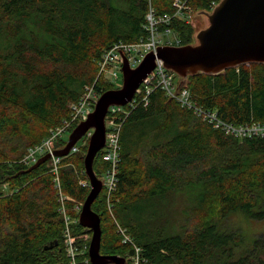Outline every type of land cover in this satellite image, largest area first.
Masks as SVG:
<instances>
[{
  "label": "trees",
  "instance_id": "1",
  "mask_svg": "<svg viewBox=\"0 0 264 264\" xmlns=\"http://www.w3.org/2000/svg\"><path fill=\"white\" fill-rule=\"evenodd\" d=\"M212 1L191 4L205 13ZM173 2L152 0L161 14L173 12ZM148 8L149 0H0V264H70L51 167L46 162L29 171L21 160L70 118L71 105L97 79L102 52L140 40ZM174 28L183 46L192 45V25ZM187 85L201 106L226 122H264L262 64L189 75ZM102 86L104 92L115 89ZM121 146L111 210L104 193L92 207L101 217L102 255L132 253L120 225L146 264H264V234L249 241L225 226L234 213L264 221V138L229 137L157 90L147 107L130 110ZM108 166L101 151L96 174ZM60 176L63 193L84 202L90 192L81 185L84 156L63 158ZM187 189L196 193L178 220L168 205ZM75 230L91 234L79 223ZM56 240L57 247L44 250ZM76 244L88 247L89 241Z\"/></svg>",
  "mask_w": 264,
  "mask_h": 264
},
{
  "label": "built area",
  "instance_id": "2",
  "mask_svg": "<svg viewBox=\"0 0 264 264\" xmlns=\"http://www.w3.org/2000/svg\"><path fill=\"white\" fill-rule=\"evenodd\" d=\"M221 1L213 0L209 12H213ZM191 2L192 0H174L173 12L161 14L154 7L152 0H149V8L145 16V23L143 24L144 35L136 43L120 41L102 52L97 62V79L92 85L86 86L80 100L71 105L70 118L64 120L61 125L52 128L49 131V135L41 143L30 147L21 160V163L26 167H32L42 157L52 154L53 166L51 167V174L54 176V182L59 192L60 207L58 212L65 222V253L70 264H91L89 256H86L87 253L89 254V247H78L76 239L71 233L73 224L79 222V218L77 217H80L84 203L77 202L63 193L60 176L63 158L53 155V151H55L53 147L57 143L64 141L65 135L68 131L72 130L74 125H78L88 119V116L94 111L97 102L104 93V86L102 85L107 84L115 87L119 82H123V56L127 59L130 67L135 69L152 51L156 54L158 47L183 46L174 27L179 22L191 24L194 21L197 10L193 8ZM171 35H177V38L171 40L169 38ZM119 51L122 52L123 56ZM157 90L163 91L168 100L176 102L183 109L192 111L203 122L211 125L216 130H220L229 137L241 140L264 138V122L253 121L247 124L235 125L224 121L219 116L217 110L204 108L196 101L187 85V78H182L174 71L166 68L164 62L157 59L154 70L143 81L136 91L133 100L124 107H110L106 117V143L102 151L103 160L109 166L101 176H97L102 181L103 188L101 193L106 195L110 210L111 199L116 193L119 184V166L122 151L121 131L123 124L128 118L130 110L138 106L147 107L151 95ZM92 133L91 131L86 135L89 137V140ZM78 152L79 148L76 145L70 155L77 154ZM84 175L86 179L81 181V185L89 187L91 190V184L85 170ZM7 189L8 185L5 184L4 190ZM68 202L73 203V207L68 208ZM117 227L123 243L130 245L132 248V253L126 258V264H146L147 260L143 255L142 249L134 243L128 231L120 225Z\"/></svg>",
  "mask_w": 264,
  "mask_h": 264
},
{
  "label": "water",
  "instance_id": "3",
  "mask_svg": "<svg viewBox=\"0 0 264 264\" xmlns=\"http://www.w3.org/2000/svg\"><path fill=\"white\" fill-rule=\"evenodd\" d=\"M201 14L207 16L209 27L198 33L197 45L158 47L156 54L152 51L135 69L119 51L124 58L122 87L104 92L88 119L73 130L66 146L53 151L55 157H68L77 143L93 132L84 157V170L91 190L79 217V224L92 235L89 246L91 264H126L124 257L101 254V217L92 208L103 188L94 163L105 147L109 108L124 107L133 100L136 91L154 70L157 59L182 78L198 73L217 75L242 65H264V0H222L212 13ZM51 158L52 154H47L28 170L37 169ZM58 245L57 240L50 242L44 250H53Z\"/></svg>",
  "mask_w": 264,
  "mask_h": 264
},
{
  "label": "rangeland",
  "instance_id": "4",
  "mask_svg": "<svg viewBox=\"0 0 264 264\" xmlns=\"http://www.w3.org/2000/svg\"><path fill=\"white\" fill-rule=\"evenodd\" d=\"M205 13L210 14L212 12L207 11ZM189 25H192L194 28V33L192 36V42L191 43H192V45H197L198 44L197 35L200 31L209 27V20H208L207 16H205L204 14H201L200 11H197L195 13V16H194V21ZM169 38L171 40H175L177 38V35H171ZM122 84H123L122 81L119 82V84L117 86H115V89L122 87ZM73 130L68 131V133L64 137L63 142H68L69 137H70L71 133L73 132ZM89 141H90L89 137L85 136L83 139H81L77 143V147L79 148V152L77 154H79V156L85 157L86 152H87V150L85 151V147L87 146V149H88ZM60 148H61V146L60 147H58V146L53 147L54 150L60 149ZM47 163H48L49 167H52L53 166V159H50ZM190 193H196V190H190V189L188 190L187 189L186 191L183 192V194H181V193L176 194L174 199H172L171 203H169V205H168L169 209H173L175 215L178 217V220H182L184 218L182 213H183V211H185V206H186L188 196ZM77 218H79V217H77ZM78 223L73 224L74 228L71 230L73 237H75V239H77V240L78 239L79 240L84 239L85 241H89V246H90V241H91L92 235L91 234H89V235H85V234L77 235L80 231V230L79 231L75 230V227L77 226ZM225 226L227 229H238V230H240L242 232V234L245 235V237H247V239L249 241H252L253 239L257 238L258 236L264 234V221H255L253 219L247 218L246 216H244L241 213L232 214V216H230L229 219L226 221ZM63 246L65 247V239L64 238H63Z\"/></svg>",
  "mask_w": 264,
  "mask_h": 264
},
{
  "label": "bare ground",
  "instance_id": "5",
  "mask_svg": "<svg viewBox=\"0 0 264 264\" xmlns=\"http://www.w3.org/2000/svg\"><path fill=\"white\" fill-rule=\"evenodd\" d=\"M193 113V112H192Z\"/></svg>",
  "mask_w": 264,
  "mask_h": 264
}]
</instances>
